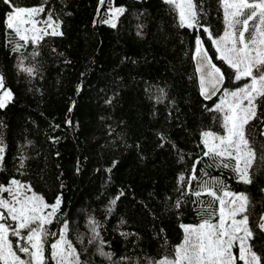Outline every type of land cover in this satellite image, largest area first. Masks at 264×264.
Segmentation results:
<instances>
[{
    "label": "trees",
    "instance_id": "obj_1",
    "mask_svg": "<svg viewBox=\"0 0 264 264\" xmlns=\"http://www.w3.org/2000/svg\"><path fill=\"white\" fill-rule=\"evenodd\" d=\"M13 3L44 7L38 19L51 13L62 22L63 35H45L21 49L25 66L36 69L32 76L21 72V52L14 48L23 42L6 28L11 9L0 2V74L13 93L0 109L5 146L0 185L16 178L49 204L62 196L59 221L49 227L58 234L66 221L68 238L86 264H111L96 253L95 244L87 243L90 219L99 223L104 250L113 253V261L127 257L121 264H148L171 256L183 239L181 224L196 225L202 219L200 204L182 196L178 178L183 174L187 181L193 162L202 156V131L222 133L218 114L208 109L220 102L225 89L233 91L247 82L235 81L203 31L208 27L214 37L222 35V0H194L203 26L198 30L180 27L177 11L166 0H114L125 8L114 29L99 22L97 0ZM197 36L225 73L223 90L211 101L201 98L196 81ZM33 51L39 53L35 58ZM257 105V118L246 129L256 149L253 183H237L227 169L207 171L230 190L248 194L249 226L255 233L251 243L264 253V234L257 228L264 214V98ZM205 162L197 166L198 176ZM177 200L182 201L179 209ZM47 239L50 244L55 237ZM233 252L238 254V248Z\"/></svg>",
    "mask_w": 264,
    "mask_h": 264
},
{
    "label": "snow or ice",
    "instance_id": "obj_2",
    "mask_svg": "<svg viewBox=\"0 0 264 264\" xmlns=\"http://www.w3.org/2000/svg\"><path fill=\"white\" fill-rule=\"evenodd\" d=\"M0 2L9 4L11 9L6 16V28L23 42L16 43L14 51L21 52L29 43L38 44L45 35H63L60 31L62 22L51 13L43 20L38 19L44 13V7H20L13 0ZM166 3L173 5L177 11L180 27L197 30L203 27L194 0H166ZM97 5L99 22L116 28L125 8L115 6L114 0H97ZM101 8L104 9L103 13L100 12ZM222 8V35L214 37L208 27H203V31L215 48L216 58L232 70L235 81L247 82L233 91L225 89L220 102L208 109L218 114L217 121L222 133L202 131V156L193 162L187 181L183 174L178 178L182 196L194 197L193 202L200 204L197 212L202 218L201 222L196 225L181 224L183 239L173 249L172 255L149 260L148 264H238V261L242 264H264V253L255 251L251 243L255 233L249 226L248 194L230 190L223 179L212 177L207 171L209 168L227 169L237 183H253L250 170L256 159V149L246 129L257 118V101L264 98V0H222ZM203 44L204 41L197 36L194 58L199 73L200 95L205 100H211L221 91L225 73L213 62ZM38 55L36 51L31 53L33 58ZM17 67L29 76L36 71L33 66H25L22 52ZM159 91L161 97L158 100L162 99L163 89ZM12 99L13 93L5 88L4 77L0 74V109L6 108ZM67 123L71 124V121ZM261 135L264 136V132ZM161 140H164L163 136ZM4 154L5 146L0 140V170ZM261 159H264V154ZM202 160L206 162L198 176L197 166L201 165ZM20 167L23 168V157ZM193 182H196V188H193ZM261 192L264 193V188ZM5 193L8 194L7 198ZM121 195L123 192L112 201L113 205ZM202 196L210 199L202 201ZM181 203V200H177L175 207L179 209ZM205 203L207 207H204ZM61 204L62 196L49 204L43 196L32 191L31 185L16 178H12L6 186L0 185V264H48V261L52 264H86L81 260L80 251L68 238V223L65 221L61 224L58 234L49 227L54 221H59ZM88 228L90 235L87 243L96 245L99 256L111 264L127 261V257L113 261V253L104 250L105 241L95 219L88 221ZM257 228L264 234V214L259 217ZM49 236L55 237L50 244ZM10 237L15 238V244ZM76 239L84 244L82 236ZM234 248H238V254L233 252Z\"/></svg>",
    "mask_w": 264,
    "mask_h": 264
},
{
    "label": "water",
    "instance_id": "obj_3",
    "mask_svg": "<svg viewBox=\"0 0 264 264\" xmlns=\"http://www.w3.org/2000/svg\"><path fill=\"white\" fill-rule=\"evenodd\" d=\"M193 64H194V71H195V75H196V81H197V85H198V88H199V83H198L199 73H197V71H196V61H195V58L193 59ZM223 87H224V85H223ZM223 87H222L221 91L223 90ZM221 91L218 92V93H216V95H214L211 100H214L216 97H218V95L221 93ZM199 92H200V90H199ZM201 98L203 100H205L203 96H201ZM211 100H205V101H211Z\"/></svg>",
    "mask_w": 264,
    "mask_h": 264
},
{
    "label": "rangeland",
    "instance_id": "obj_4",
    "mask_svg": "<svg viewBox=\"0 0 264 264\" xmlns=\"http://www.w3.org/2000/svg\"><path fill=\"white\" fill-rule=\"evenodd\" d=\"M7 195H8V194H7V193H5V198H7Z\"/></svg>",
    "mask_w": 264,
    "mask_h": 264
}]
</instances>
